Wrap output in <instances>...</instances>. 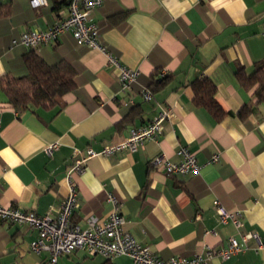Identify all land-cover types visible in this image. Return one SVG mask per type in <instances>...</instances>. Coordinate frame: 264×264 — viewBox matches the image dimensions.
Masks as SVG:
<instances>
[{
    "label": "crops",
    "instance_id": "0c3cea01",
    "mask_svg": "<svg viewBox=\"0 0 264 264\" xmlns=\"http://www.w3.org/2000/svg\"><path fill=\"white\" fill-rule=\"evenodd\" d=\"M68 1L32 8L29 0H0V77L26 74L22 57L32 50L12 47V41L64 18ZM90 17L109 54L138 70L134 105L123 104L118 71L104 55L70 33L33 51L48 65L69 63L76 88L62 96L63 108L52 109L15 108L0 90V206L54 213L67 195L65 176L78 151L122 141L165 107L171 117L156 141L134 153L91 159L82 173L71 172L78 200L71 223L85 227L88 215L105 221L111 193L124 230L138 243L164 260L191 258L206 246L239 239L230 222L218 223V201L227 212H242L240 232L258 233L263 247L255 251L251 241L245 252L207 264H264V104H256L255 87L244 88L236 76L239 69L250 75L264 61V0H103ZM201 79L216 86L214 100L225 116L215 118L193 104L191 84ZM141 88L154 90L152 102L141 100ZM245 105L252 109L241 119L237 113ZM53 143L58 146L48 156L45 149ZM181 147L202 166L198 175L168 176L152 166L157 157L178 162ZM215 154L219 161L208 163ZM36 237L25 225L0 222V264H45L47 253L29 249ZM56 264L131 261L79 249Z\"/></svg>",
    "mask_w": 264,
    "mask_h": 264
},
{
    "label": "built area",
    "instance_id": "2783aa9c",
    "mask_svg": "<svg viewBox=\"0 0 264 264\" xmlns=\"http://www.w3.org/2000/svg\"><path fill=\"white\" fill-rule=\"evenodd\" d=\"M103 0H69L67 14L64 18L53 23L45 30L27 31L22 33L11 43L12 47L22 46L32 51L42 46L55 43L65 33H70L78 44L90 49L98 50L106 58L107 64L118 71L119 94L125 97L124 105H134L132 86L136 83L139 72L136 69L122 65L109 54L107 47L101 41L100 29L92 21L90 15L98 9ZM32 8L46 5V0H29ZM161 76L164 73H160ZM139 96L143 102H152L153 93L149 88H141ZM171 117L169 109L159 108L155 116L147 124L130 129L128 136L117 143L106 145L99 151L86 148L76 153L72 165L65 176L67 183V195L53 213L49 210L39 215L34 212H24L12 206H0V222L15 225H25L36 232L37 237L29 244L32 253L38 255L48 254L45 264H56L59 256L69 255L76 250H84L91 256H101L106 260L116 257H127L131 264H207L210 260L218 258L222 261L230 259L239 253L249 249V242H254L255 251L263 247L260 236L256 232H240L243 225L241 211L227 212L218 201L213 202L218 223L230 222L239 234V239L230 237L225 246L204 247L203 253H196L191 258L173 257L167 260L161 259L151 253L148 247L138 243L132 235L124 230L125 218L120 212L117 199L107 194V201L112 206V212L105 221H100L93 215H88L85 227L71 223V217L78 208L77 191L71 180V172L82 173L85 165L91 159L108 157L119 151L134 153L143 147L147 141H156L162 134L164 123ZM58 144L48 145L45 153L51 156ZM178 162H171L165 157H157L152 161V166L161 169L168 176L198 175L202 166L195 156L186 147L176 151ZM219 155L215 154L208 160L213 164L219 161ZM209 233H213L210 231Z\"/></svg>",
    "mask_w": 264,
    "mask_h": 264
},
{
    "label": "trees",
    "instance_id": "16d2710c",
    "mask_svg": "<svg viewBox=\"0 0 264 264\" xmlns=\"http://www.w3.org/2000/svg\"><path fill=\"white\" fill-rule=\"evenodd\" d=\"M22 66L26 72L17 78L11 75L0 77V90L8 103L15 108H63L62 96L76 88L73 67L66 61L48 65L33 51L22 57ZM240 84L251 89L255 87L256 104H264V61L255 63L250 75H245L242 69L236 73ZM194 92L193 104L206 108L215 118L225 116L214 100L216 86L208 79L194 81L191 84ZM152 93L154 90L150 89ZM252 106H243L237 113L241 119L247 117Z\"/></svg>",
    "mask_w": 264,
    "mask_h": 264
}]
</instances>
